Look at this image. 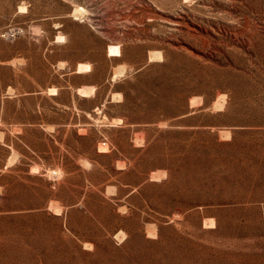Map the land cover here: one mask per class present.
Returning <instances> with one entry per match:
<instances>
[{
	"label": "rangeland",
	"instance_id": "1",
	"mask_svg": "<svg viewBox=\"0 0 264 264\" xmlns=\"http://www.w3.org/2000/svg\"><path fill=\"white\" fill-rule=\"evenodd\" d=\"M0 264H264V0H0Z\"/></svg>",
	"mask_w": 264,
	"mask_h": 264
},
{
	"label": "bare ground",
	"instance_id": "2",
	"mask_svg": "<svg viewBox=\"0 0 264 264\" xmlns=\"http://www.w3.org/2000/svg\"><path fill=\"white\" fill-rule=\"evenodd\" d=\"M116 54H118L117 47H110L109 48V54L108 55L110 56V55H116ZM87 68H88V66H81V67H79V72H80V70H84V69H87ZM84 71H86V70H84Z\"/></svg>",
	"mask_w": 264,
	"mask_h": 264
}]
</instances>
